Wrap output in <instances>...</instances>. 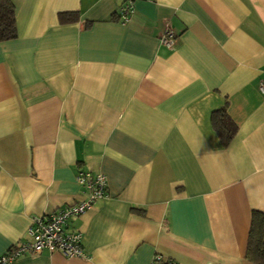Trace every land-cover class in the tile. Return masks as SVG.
Instances as JSON below:
<instances>
[{"label": "crops", "instance_id": "0c3cea01", "mask_svg": "<svg viewBox=\"0 0 264 264\" xmlns=\"http://www.w3.org/2000/svg\"><path fill=\"white\" fill-rule=\"evenodd\" d=\"M0 43V254L31 219L109 196L70 225L87 259L42 252L15 264H252L264 213V0H10ZM76 12L61 25L59 13ZM169 26L172 49L160 43ZM237 127L223 147L211 125ZM155 264V263H154Z\"/></svg>", "mask_w": 264, "mask_h": 264}, {"label": "built area", "instance_id": "2783aa9c", "mask_svg": "<svg viewBox=\"0 0 264 264\" xmlns=\"http://www.w3.org/2000/svg\"><path fill=\"white\" fill-rule=\"evenodd\" d=\"M136 1L153 0H123L116 14L119 22L126 23L129 20L134 13ZM159 40L169 49L174 47L175 35L169 26L165 27ZM258 90L264 95V78L260 81ZM76 182L83 189V199L50 214L33 217L27 229L28 239L17 242L7 253L0 254V264H15L24 255L42 252L57 253L67 259H87L82 249V232L71 227L70 223L81 218L98 201L106 199L109 193L103 174L80 171ZM159 261L160 258L156 257L154 263Z\"/></svg>", "mask_w": 264, "mask_h": 264}, {"label": "trees", "instance_id": "16d2710c", "mask_svg": "<svg viewBox=\"0 0 264 264\" xmlns=\"http://www.w3.org/2000/svg\"><path fill=\"white\" fill-rule=\"evenodd\" d=\"M76 12L59 13L61 25L77 22ZM15 7L10 0H0V43L16 38ZM211 125L223 147H227L237 132V127L222 107L212 112ZM245 258L252 264H264V213L251 212V225L248 234Z\"/></svg>", "mask_w": 264, "mask_h": 264}]
</instances>
